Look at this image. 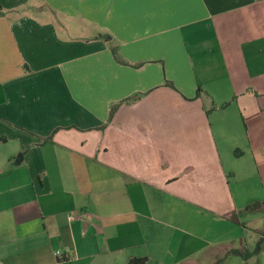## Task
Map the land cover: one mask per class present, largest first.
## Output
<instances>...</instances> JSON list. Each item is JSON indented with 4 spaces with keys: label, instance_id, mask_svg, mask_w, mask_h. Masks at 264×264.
<instances>
[{
    "label": "crops",
    "instance_id": "obj_1",
    "mask_svg": "<svg viewBox=\"0 0 264 264\" xmlns=\"http://www.w3.org/2000/svg\"><path fill=\"white\" fill-rule=\"evenodd\" d=\"M40 1L0 0V264H264V0Z\"/></svg>",
    "mask_w": 264,
    "mask_h": 264
},
{
    "label": "trees",
    "instance_id": "obj_2",
    "mask_svg": "<svg viewBox=\"0 0 264 264\" xmlns=\"http://www.w3.org/2000/svg\"><path fill=\"white\" fill-rule=\"evenodd\" d=\"M113 53H114V56L116 57V59L119 60L115 50L113 51ZM117 106H118V104L112 107L111 112H110V117L113 115V113H114L115 109L117 108ZM260 244H261V240L257 244L256 249L254 251H252V252L251 251L248 252V251H244V250H240V249H235V250H232V251L235 252V253L240 254L243 257H248V256L254 254L255 252H257L259 250ZM144 262H145L144 259H140V260L132 259V260H130V264H144Z\"/></svg>",
    "mask_w": 264,
    "mask_h": 264
},
{
    "label": "rangeland",
    "instance_id": "obj_3",
    "mask_svg": "<svg viewBox=\"0 0 264 264\" xmlns=\"http://www.w3.org/2000/svg\"><path fill=\"white\" fill-rule=\"evenodd\" d=\"M32 0H29V2H31ZM36 1V2H35ZM34 2H35V4L36 5H40V6H42V2L40 1V0H34ZM85 21V20H84ZM86 22V21H85ZM87 26V25H86ZM71 31H73V33H76V34H78V31H81L82 33H85L86 35H88L89 34V32L92 30V28L91 27H86V28H83V27H77V26H72L71 27V29H70Z\"/></svg>",
    "mask_w": 264,
    "mask_h": 264
},
{
    "label": "built area",
    "instance_id": "obj_4",
    "mask_svg": "<svg viewBox=\"0 0 264 264\" xmlns=\"http://www.w3.org/2000/svg\"><path fill=\"white\" fill-rule=\"evenodd\" d=\"M56 253L59 254V251H57Z\"/></svg>",
    "mask_w": 264,
    "mask_h": 264
}]
</instances>
